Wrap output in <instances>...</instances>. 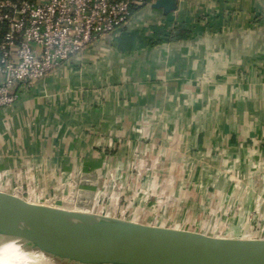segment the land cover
Instances as JSON below:
<instances>
[{"label":"crops","instance_id":"obj_1","mask_svg":"<svg viewBox=\"0 0 264 264\" xmlns=\"http://www.w3.org/2000/svg\"><path fill=\"white\" fill-rule=\"evenodd\" d=\"M182 1L163 26L160 10L136 13L101 57L95 48L66 65L67 77L34 86L0 114V169L40 167L32 176L42 200L59 189L60 197L74 195L66 184L74 168L102 182L100 171L132 177L140 165L136 175L150 186L121 198L135 196L131 220L243 239L251 215L264 213L247 193L256 174L250 161L264 168V0ZM174 21L177 40L151 44ZM228 170L244 174L245 187L231 183ZM0 194L27 201L25 186Z\"/></svg>","mask_w":264,"mask_h":264},{"label":"built area","instance_id":"obj_2","mask_svg":"<svg viewBox=\"0 0 264 264\" xmlns=\"http://www.w3.org/2000/svg\"><path fill=\"white\" fill-rule=\"evenodd\" d=\"M156 1L158 0H0V114L12 109L24 93L35 89L34 86L46 83L52 78L58 82L67 77L69 70L66 65L82 59L81 57L95 48L100 47L93 54L101 57L111 41L120 32L130 28L136 13L152 9L151 6ZM182 3V0H178V9L170 14H176ZM166 18L167 16L159 17L160 26L167 22ZM178 30L177 21L172 22L165 28L162 37L151 39V44L173 41ZM1 161L3 159L0 157V167ZM257 162L250 161V170L256 174L253 186L249 187L247 193L254 191L258 202L264 207V168ZM38 168L40 167L32 165L1 168L0 192L6 187L25 186L27 203L38 205L47 200L55 203L54 197L47 196L40 200L45 189L39 185L36 176H29L30 172ZM141 168L142 166L135 165V175L132 177L119 169L113 175L101 171L107 177L104 176L102 180L111 184L110 189L100 184L98 177V185L93 187L92 192L102 189L104 195L99 199L108 201L106 215L114 213L115 199L124 200V191L121 188H133L135 190L132 195H139V192L150 186L136 175ZM223 174L236 186L245 187L244 174L235 170H228ZM117 182L119 184L114 191ZM74 195L69 197L76 199ZM134 198L135 196L127 197L128 200ZM90 206L91 211L98 210L93 204ZM131 206L133 207L130 203L124 208V212L121 207L119 213L124 215ZM251 216V230L243 239L262 240L264 213L257 211Z\"/></svg>","mask_w":264,"mask_h":264},{"label":"water","instance_id":"obj_3","mask_svg":"<svg viewBox=\"0 0 264 264\" xmlns=\"http://www.w3.org/2000/svg\"><path fill=\"white\" fill-rule=\"evenodd\" d=\"M151 8L167 16L178 9V0H158ZM94 175L83 177L82 186L96 187ZM89 195L77 192V198ZM104 219L0 194V246L14 241L20 254L41 264H264V240L204 238L112 218L99 237Z\"/></svg>","mask_w":264,"mask_h":264},{"label":"rangeland","instance_id":"obj_4","mask_svg":"<svg viewBox=\"0 0 264 264\" xmlns=\"http://www.w3.org/2000/svg\"><path fill=\"white\" fill-rule=\"evenodd\" d=\"M37 170H39V168ZM33 172H34V170H33ZM33 172H30L29 176L32 177ZM90 172H92V171H87L86 175ZM72 173L74 175L73 180L70 182V184H69V182L66 184L71 187V190H70L71 193L72 192L76 193L74 195V196H76V199L73 197L72 198L60 197L59 195H60L61 189H59L54 193L55 194L54 195V200H55L54 202L55 203L52 204L51 200H49L50 202L47 203V201H48L47 200V201H42L43 205H41V204H38V205L39 206H47L48 205L47 207H51V208L59 207V209H62V210H66V211L73 212V213L92 215L93 217H95V216L105 217L106 216V206L108 205V201H103V200L99 199L100 197H102L104 195L102 192V189L100 190V193L92 192L93 196L91 198H90L91 195L88 196L89 197L88 199L87 198H85V199L79 198V197L77 198V192H79L81 190L90 192V191H92L93 187H95V185H93L92 183H89V184H86L85 186H82L83 177H85L86 175L79 168H74ZM100 173H101V171H100ZM99 183L106 185V187L108 189H110L111 184L109 182L106 183L104 180H102V182L100 181ZM118 184L119 183L117 182V184L115 185L114 191L117 190ZM55 187H56V185H55ZM125 187L126 188H121L122 192L123 191L125 192V190H128L127 186H125ZM59 188H61V187H59ZM132 193H133V191H132ZM134 201H135V199H130V200H127V203L133 204ZM63 202H66V204H64ZM44 204H47V205H44ZM90 204H93L94 206H96V208L98 210H94V211L92 210L91 211ZM113 204H115L116 209H115L114 213H112V215L110 216L112 219L124 221V223L126 225L133 224V225H139L142 227L159 229L155 225H149L147 223L144 224L143 222H139V220H138V222H136L137 219L131 220L132 216H130L131 214H129V211H127V213H125L124 215L120 214L119 209L122 207V212H124V208L126 207L123 200L121 201V200L115 199ZM60 205H62V206H60ZM65 205L68 207L67 209L65 208ZM99 205H100V207H98ZM262 240H264V234H263Z\"/></svg>","mask_w":264,"mask_h":264},{"label":"clouds","instance_id":"obj_5","mask_svg":"<svg viewBox=\"0 0 264 264\" xmlns=\"http://www.w3.org/2000/svg\"><path fill=\"white\" fill-rule=\"evenodd\" d=\"M19 245L14 241H9L6 244L0 246L3 250L4 256L0 259V264H22V261L18 255Z\"/></svg>","mask_w":264,"mask_h":264},{"label":"bare ground","instance_id":"obj_6","mask_svg":"<svg viewBox=\"0 0 264 264\" xmlns=\"http://www.w3.org/2000/svg\"><path fill=\"white\" fill-rule=\"evenodd\" d=\"M108 215H110V214H108ZM108 215H106V216H108ZM18 255H19V257H20V259L22 261V264H41L40 260H36V259L32 258L31 256L22 255L20 253H18ZM3 256H4V254L2 256H0V259H2ZM75 264H79V263H75ZM82 264H84V263H82Z\"/></svg>","mask_w":264,"mask_h":264},{"label":"trees","instance_id":"obj_7","mask_svg":"<svg viewBox=\"0 0 264 264\" xmlns=\"http://www.w3.org/2000/svg\"><path fill=\"white\" fill-rule=\"evenodd\" d=\"M180 31H181V30H179V32H180ZM177 34H178V32H177ZM177 34L174 36L173 40H177V38H178Z\"/></svg>","mask_w":264,"mask_h":264}]
</instances>
